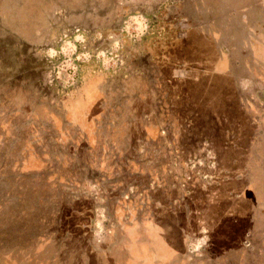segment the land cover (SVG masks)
Segmentation results:
<instances>
[{"label":"rangeland","instance_id":"374dc122","mask_svg":"<svg viewBox=\"0 0 264 264\" xmlns=\"http://www.w3.org/2000/svg\"><path fill=\"white\" fill-rule=\"evenodd\" d=\"M176 2L0 0V264H264V0Z\"/></svg>","mask_w":264,"mask_h":264},{"label":"crops","instance_id":"0c3cea01","mask_svg":"<svg viewBox=\"0 0 264 264\" xmlns=\"http://www.w3.org/2000/svg\"><path fill=\"white\" fill-rule=\"evenodd\" d=\"M176 4H180L179 11L181 12L182 16H179L177 13H175V15L177 16L174 18H176L177 20H181L184 17L188 18L190 15V12L187 10V5L189 4L192 5L193 2L190 3V0H178ZM197 10H199V8ZM200 18H202L203 21H201L200 24L195 25L194 27H184L183 21H181L177 24L176 29H170L168 30V33H165L164 42H163L164 43V55H166V53L169 52L168 49L170 47L172 48L173 51L174 50L176 51V49L178 50L182 48L184 51L190 52L192 49L191 43L198 42V40L205 42L203 38H206L208 35V33L206 32V29H207L206 26L209 20V19L208 20H205V19L210 18V17L208 16V13L203 12L202 16H199V19ZM172 27L173 26L171 25V28ZM260 47L262 46L261 45L259 46V44L256 46V48L259 50L261 49ZM133 49L135 50L139 49V46H135L133 47ZM152 52H154L153 49H151V51H148V57L150 58L149 63L152 62V64L156 66V62L154 60V55ZM140 56L141 54L139 53L137 58ZM165 58L166 59H164V64L158 65L157 67L163 68L165 73L172 75V77L174 76L175 79H177L176 73H178L179 71L188 73L189 72L188 69L191 68L189 65L185 64V62L180 63V61H177V60L173 61L171 58H168L166 56ZM139 63H140L139 60H131L130 62H122V65L119 71L118 70L115 71L117 82H120V84L128 85L129 81L127 80V78L124 79V71L127 68L131 67L132 65L139 64ZM195 67L197 68V66ZM198 67H202V63L199 64ZM217 67H219V65H217ZM220 67L222 68L220 72L221 76L229 79L230 73H231L230 65L228 63H225V65H221ZM115 68H118V66H116ZM259 68L264 69V63H260ZM190 72L192 75H194L195 70L190 71ZM107 78L109 77H106L105 72L102 73L100 71L99 72L93 71L90 74L89 78L85 80V82L82 83L81 88H80L81 90L73 91L70 94V95H73L72 97L73 100L69 102L67 109L70 112V114L74 116V118L76 119V122L83 123V126H91V122L86 121L87 117L85 116V114L88 109L94 112L95 107H93V105L98 100L97 95H107L106 93L107 89H104L105 84H106L105 79ZM262 83H264V80H262ZM72 98H70L69 100H71ZM71 123L73 125L77 124V126H80V127L82 126L79 123H74V122H71Z\"/></svg>","mask_w":264,"mask_h":264},{"label":"built area","instance_id":"2783aa9c","mask_svg":"<svg viewBox=\"0 0 264 264\" xmlns=\"http://www.w3.org/2000/svg\"><path fill=\"white\" fill-rule=\"evenodd\" d=\"M71 81H73L72 83H74L75 82V79L74 78H72V80Z\"/></svg>","mask_w":264,"mask_h":264}]
</instances>
